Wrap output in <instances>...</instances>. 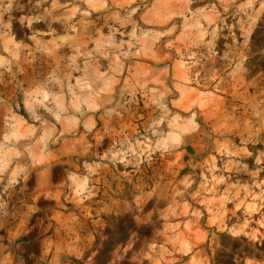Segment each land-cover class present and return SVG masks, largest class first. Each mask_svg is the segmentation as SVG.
<instances>
[{
    "label": "rangeland",
    "instance_id": "rangeland-1",
    "mask_svg": "<svg viewBox=\"0 0 264 264\" xmlns=\"http://www.w3.org/2000/svg\"><path fill=\"white\" fill-rule=\"evenodd\" d=\"M263 12L264 0H0V264H93L118 213L154 230L109 264H210L216 232L264 240V72L245 68ZM62 89L66 112L50 103ZM160 118L161 147L178 150L133 155ZM105 153L126 154L127 171L105 161L92 196L70 198L61 167Z\"/></svg>",
    "mask_w": 264,
    "mask_h": 264
},
{
    "label": "trees",
    "instance_id": "trees-1",
    "mask_svg": "<svg viewBox=\"0 0 264 264\" xmlns=\"http://www.w3.org/2000/svg\"><path fill=\"white\" fill-rule=\"evenodd\" d=\"M11 32L17 41H29V30L16 20L12 22ZM249 48L245 68L252 78L264 72V51H261L264 49V12L250 37ZM19 106L17 113L26 118L21 100ZM54 171L53 178H55ZM153 230V225L138 226L128 214H111L106 218L105 226L94 237L93 264H109L110 254L118 246L124 245L131 234H136L140 239L151 236ZM205 251L210 264H245L247 260L261 262L264 261V240L251 241L243 235L234 236L227 232H216L213 240L208 237Z\"/></svg>",
    "mask_w": 264,
    "mask_h": 264
},
{
    "label": "clouds",
    "instance_id": "clouds-1",
    "mask_svg": "<svg viewBox=\"0 0 264 264\" xmlns=\"http://www.w3.org/2000/svg\"><path fill=\"white\" fill-rule=\"evenodd\" d=\"M261 51H264V49H262ZM62 96H63V89L61 90L60 96L53 97L50 103H53L56 106V108L60 109V111L66 112L68 108L64 107L63 103L61 102ZM165 100H166L165 94L159 93V95H156L154 97L152 103L155 104L157 108L163 110L167 108V103L164 102ZM72 103H73L72 98L68 97V107H72ZM125 103L127 104L129 102L125 101ZM121 107L123 106L121 105ZM123 110L127 111L126 108H124ZM76 111L81 114V117L85 116V113L82 112L81 109L76 108ZM48 112L55 117V120L57 122L60 121L61 119L60 115L57 114V112L53 111L52 108H49ZM117 115H119V113H117ZM37 119L41 120L42 124L44 123L43 116L37 117ZM197 120H198V116L196 112L191 113L187 118L192 134L197 133L200 129V125L196 122ZM163 123H164L163 118L154 119L151 122L146 123V127L144 130L145 132L144 140L138 142V145L139 143H144L145 147L140 148V152L134 153L133 155H139L146 152L147 156L150 157L153 153L164 155V154H171L173 151L178 150L180 145L172 142H168L167 147H163V148L161 147V141L166 140V133H163L162 129L160 130V132L156 131V129H158L159 126ZM88 131L91 132L92 129L89 128ZM49 150H51V148H49ZM105 161H108L113 165V167H116L118 169L120 166H123L126 171L128 169L129 161L127 160L126 154L124 153H118L112 156L111 159H109L107 153H105L103 156L100 157V162L93 161L91 157H88L87 159H82L79 162V171L75 167L76 162L71 158H69L67 164L61 167L60 177L65 185L66 192L70 198L77 200H87L92 196L93 189L90 186V182L94 178L97 171L102 169ZM129 175L131 176L132 173H129ZM131 191L134 193L135 185L131 186Z\"/></svg>",
    "mask_w": 264,
    "mask_h": 264
},
{
    "label": "crops",
    "instance_id": "crops-1",
    "mask_svg": "<svg viewBox=\"0 0 264 264\" xmlns=\"http://www.w3.org/2000/svg\"><path fill=\"white\" fill-rule=\"evenodd\" d=\"M234 236H239V235H234Z\"/></svg>",
    "mask_w": 264,
    "mask_h": 264
}]
</instances>
